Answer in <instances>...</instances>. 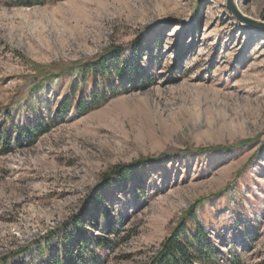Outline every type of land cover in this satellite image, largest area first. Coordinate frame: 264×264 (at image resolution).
I'll return each mask as SVG.
<instances>
[{"label": "rangeland", "instance_id": "374dc122", "mask_svg": "<svg viewBox=\"0 0 264 264\" xmlns=\"http://www.w3.org/2000/svg\"><path fill=\"white\" fill-rule=\"evenodd\" d=\"M23 1L0 0V264H155L181 222L202 229L195 264H264V28L239 19L264 26V0H233L239 17L228 0ZM113 50L133 85L108 75L127 90L79 115V66Z\"/></svg>", "mask_w": 264, "mask_h": 264}, {"label": "trees", "instance_id": "16d2710c", "mask_svg": "<svg viewBox=\"0 0 264 264\" xmlns=\"http://www.w3.org/2000/svg\"><path fill=\"white\" fill-rule=\"evenodd\" d=\"M59 0H25L23 3H27L28 5H41L46 2H56ZM116 51H110L106 55L98 58L95 61L88 62L84 65H80L78 68V73L81 76V80H78L74 86L75 88L72 90L71 99L74 100L76 95V85L85 86L87 85V78L89 77L93 83L94 88L89 96V98H85L84 96H80L76 101V111L79 115H84L88 111L92 110L100 106L101 103L106 102L108 99L115 97L120 91H126L127 89L125 86L113 84L110 87H105V80L108 75H112V73H116L119 77L127 75L126 79L129 81L130 86L133 85L134 79L136 78V72L134 68L129 70L127 68H113V63H115V59L117 55L115 54ZM127 71H126V70ZM111 70H113L111 72ZM70 72V71H69ZM68 105L63 107L64 109H68ZM60 114H65L61 110ZM125 167H116L111 172L113 175H127V172L124 171ZM126 170V169H125ZM99 201V200H98ZM96 201V202H98ZM189 210L186 212L185 215H189ZM192 219V218H191ZM195 221L194 219L192 220ZM186 226L184 223L178 224L174 234L169 238H166L161 245L160 250L157 254L154 255L152 261L155 264H195L196 262L204 261V254H205V239L202 238L200 229L198 226H194L193 234L188 235L185 233ZM184 233L185 235L181 236L180 233ZM99 247L102 246L101 240L98 239ZM181 260V261H180ZM72 262V258L70 255H67L66 258H55L48 264H70ZM75 264V263H72Z\"/></svg>", "mask_w": 264, "mask_h": 264}, {"label": "water", "instance_id": "95a60500", "mask_svg": "<svg viewBox=\"0 0 264 264\" xmlns=\"http://www.w3.org/2000/svg\"><path fill=\"white\" fill-rule=\"evenodd\" d=\"M228 6L231 9L232 13L235 14L236 16H238L236 11H235V8L233 6V0H228ZM239 19L242 20L243 22H245L246 24H248L249 26L256 27V28H264L263 25L257 24L255 21H253L251 19L244 18V17H239Z\"/></svg>", "mask_w": 264, "mask_h": 264}, {"label": "bare ground", "instance_id": "6f19581e", "mask_svg": "<svg viewBox=\"0 0 264 264\" xmlns=\"http://www.w3.org/2000/svg\"><path fill=\"white\" fill-rule=\"evenodd\" d=\"M230 117V116H229ZM228 119V118H227ZM234 121H236V119L234 120Z\"/></svg>", "mask_w": 264, "mask_h": 264}]
</instances>
